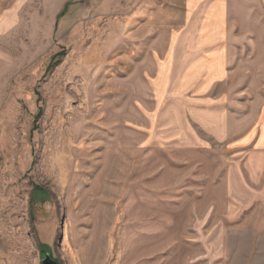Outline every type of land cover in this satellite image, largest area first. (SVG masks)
I'll use <instances>...</instances> for the list:
<instances>
[{"label": "rangeland", "instance_id": "1", "mask_svg": "<svg viewBox=\"0 0 264 264\" xmlns=\"http://www.w3.org/2000/svg\"><path fill=\"white\" fill-rule=\"evenodd\" d=\"M180 2H0V264H264V151L133 71Z\"/></svg>", "mask_w": 264, "mask_h": 264}, {"label": "crops", "instance_id": "2", "mask_svg": "<svg viewBox=\"0 0 264 264\" xmlns=\"http://www.w3.org/2000/svg\"><path fill=\"white\" fill-rule=\"evenodd\" d=\"M180 6L179 20L156 30L134 74L142 73L149 89L155 84L160 107L170 96L185 98L190 114L223 115L221 128L210 127L214 135L229 141L238 131L230 143L264 151V0H181Z\"/></svg>", "mask_w": 264, "mask_h": 264}, {"label": "trees", "instance_id": "3", "mask_svg": "<svg viewBox=\"0 0 264 264\" xmlns=\"http://www.w3.org/2000/svg\"><path fill=\"white\" fill-rule=\"evenodd\" d=\"M35 192L32 194V197H31V199H33L35 196H42V197H44V196H48L49 194H48V192L46 191V190H44L43 188H41V187H36V189L34 190ZM41 246H45L46 248H49V246L48 245H44V244H42ZM49 253V252H48Z\"/></svg>", "mask_w": 264, "mask_h": 264}, {"label": "water", "instance_id": "4", "mask_svg": "<svg viewBox=\"0 0 264 264\" xmlns=\"http://www.w3.org/2000/svg\"><path fill=\"white\" fill-rule=\"evenodd\" d=\"M42 264H59V262L55 260L50 253H47L42 261Z\"/></svg>", "mask_w": 264, "mask_h": 264}]
</instances>
